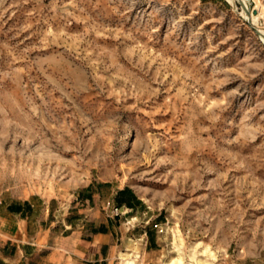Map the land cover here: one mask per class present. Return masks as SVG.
Masks as SVG:
<instances>
[{
  "label": "rangeland",
  "instance_id": "obj_1",
  "mask_svg": "<svg viewBox=\"0 0 264 264\" xmlns=\"http://www.w3.org/2000/svg\"><path fill=\"white\" fill-rule=\"evenodd\" d=\"M245 1L0 0V198L108 224L109 264H264V0Z\"/></svg>",
  "mask_w": 264,
  "mask_h": 264
},
{
  "label": "crops",
  "instance_id": "obj_2",
  "mask_svg": "<svg viewBox=\"0 0 264 264\" xmlns=\"http://www.w3.org/2000/svg\"><path fill=\"white\" fill-rule=\"evenodd\" d=\"M129 203L128 210L140 204L132 195ZM51 216L40 197L0 198V264H109L108 224L103 231L83 233L68 219L61 229Z\"/></svg>",
  "mask_w": 264,
  "mask_h": 264
},
{
  "label": "trees",
  "instance_id": "obj_3",
  "mask_svg": "<svg viewBox=\"0 0 264 264\" xmlns=\"http://www.w3.org/2000/svg\"><path fill=\"white\" fill-rule=\"evenodd\" d=\"M130 195H132L134 198H136V196H134L132 190L128 187H124L123 189L118 190L116 192L115 197H114L115 205L116 206H125L127 208H130L131 207V205L129 203ZM103 230H105V229L101 225V227H99L97 229H95V228L91 229L90 232H97V231H103Z\"/></svg>",
  "mask_w": 264,
  "mask_h": 264
},
{
  "label": "water",
  "instance_id": "obj_4",
  "mask_svg": "<svg viewBox=\"0 0 264 264\" xmlns=\"http://www.w3.org/2000/svg\"><path fill=\"white\" fill-rule=\"evenodd\" d=\"M241 5H242L243 9L246 10V6H245V4H244L243 2H241ZM256 12H257L256 9H252V13H253V14H256ZM249 16H250V14H248V24L252 27V29H253L255 32H257V33H259V34H262L257 28H255V27L253 26V24L251 23V21H250V19H249Z\"/></svg>",
  "mask_w": 264,
  "mask_h": 264
},
{
  "label": "bare ground",
  "instance_id": "obj_5",
  "mask_svg": "<svg viewBox=\"0 0 264 264\" xmlns=\"http://www.w3.org/2000/svg\"><path fill=\"white\" fill-rule=\"evenodd\" d=\"M238 1H240V2H245L246 3V1L245 0H238ZM247 4V3H246ZM253 14V13H252ZM256 14H257V12H256ZM255 15V14H254ZM246 17V16H245ZM258 29V28H257ZM259 30V29H258ZM261 33H263L261 30H259ZM261 39H263L264 40V38L263 37H261Z\"/></svg>",
  "mask_w": 264,
  "mask_h": 264
}]
</instances>
